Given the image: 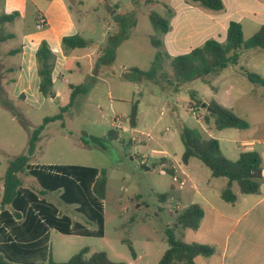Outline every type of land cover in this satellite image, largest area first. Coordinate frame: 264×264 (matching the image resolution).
Returning a JSON list of instances; mask_svg holds the SVG:
<instances>
[{
  "label": "rangeland",
  "instance_id": "obj_1",
  "mask_svg": "<svg viewBox=\"0 0 264 264\" xmlns=\"http://www.w3.org/2000/svg\"><path fill=\"white\" fill-rule=\"evenodd\" d=\"M67 1L81 35L92 40L93 47L108 44L118 29L113 18L115 14L123 13L119 11V5L112 0L105 1L104 5L100 0ZM118 1L125 11L132 9V0ZM166 1L171 5V0ZM136 4L137 25L125 30L130 32V38L118 46L115 60L109 64L100 61L98 46L92 65L87 59L82 60L79 67L70 63L63 78L55 83V90L59 92L56 98H41L33 83L24 90L26 92H21V87L17 90L18 58L9 56L8 52L19 47L18 41L11 39L0 44V101L12 110L0 104V188L9 160L26 152L31 131L45 117L58 114L60 108L69 103L70 85L83 84L88 92L78 95L74 106L65 113L64 128L61 121L46 125L32 162L51 164L57 170L67 165L107 170L102 228L79 213L77 205L65 203L61 199L63 190L41 196L37 180L23 175L24 186L39 199L52 204L62 217H68L93 232L100 231V234L67 235L50 229L49 243L37 256L14 255L0 249V254L11 263L47 264L50 256L53 261L63 263L83 249L89 251L88 257L95 252H106L114 262L129 263L133 262V256L128 241L145 263L153 264L168 249V228L175 227L178 236L183 235V238L189 239L192 233L191 230L184 232L176 224L177 214L192 204L201 206V191L208 188L209 181L212 192L226 181L225 178H213L210 170L196 158L188 165L183 164L181 128H198L205 136L211 132V136L223 144L224 139L229 138L234 149L235 142L245 135H264V88L250 82L243 73L248 70L264 78V49L245 51L238 65H231L219 75L196 79L179 87L166 80L163 84H156L143 78L138 82L124 78L131 74L130 68L148 70L157 52L151 38L164 41L165 37L154 30L149 19L150 11L166 16L164 4H147L140 0ZM17 5L3 2L0 15ZM16 23H7L5 30L12 32L15 25L19 30L22 27L19 18ZM165 50L175 56L170 49L168 51L165 47ZM11 67L14 70L8 71ZM166 70L170 71L168 67ZM191 92L196 93L195 99ZM137 100L138 125L133 129L129 115L132 103ZM211 100L246 119L250 128L217 130L213 120L205 123L207 104ZM14 114L23 118L27 128ZM111 131H116L117 139H108ZM83 133L105 138L104 146L92 142L82 144ZM167 168L173 170L174 176L167 172ZM235 190L240 193L237 184ZM163 194L167 195L166 200L161 199ZM5 237L6 233L1 234L0 241Z\"/></svg>",
  "mask_w": 264,
  "mask_h": 264
},
{
  "label": "trees",
  "instance_id": "obj_2",
  "mask_svg": "<svg viewBox=\"0 0 264 264\" xmlns=\"http://www.w3.org/2000/svg\"><path fill=\"white\" fill-rule=\"evenodd\" d=\"M3 1L0 0V8ZM100 1L104 5L105 1L108 0ZM188 1L207 11L221 12L225 8L223 0ZM144 2L151 4L155 0H144ZM164 6L167 12L166 16L154 11L149 12V19L154 30L162 36L170 31V20L173 17V10L166 4ZM136 12V10H131L115 14L113 20L118 27L117 33L109 39L108 44L98 48L100 61L109 64L115 60L118 46L130 38V32L125 30L135 28L137 25ZM19 16L18 12L0 15V44L15 37L5 30V24L13 23ZM40 18L37 16V19ZM36 21L38 22V20ZM47 27L48 23L45 21L44 28ZM151 44L157 49V52L150 68L146 71L137 67L130 68L131 74L125 75L124 78L132 82H138L143 78L156 84H163L166 80L168 83H174L179 87L196 79L202 80L209 76L219 75L229 66L237 65L241 54L245 51L264 49V24L253 36L245 40L242 25L237 21H231L228 25L225 41L208 39L190 52L174 57L165 50L161 38H151ZM61 46L64 55L67 56L72 50L94 46V42L80 34H75L63 37ZM21 52L22 47H18L10 50L8 55L16 56ZM35 58L39 77L38 91L44 99L54 98L53 71L57 59L56 55L49 44L42 41L35 53ZM166 67L170 71H167ZM243 73L250 82L264 88V78L261 75L248 70H243ZM70 89L69 103L61 107L58 114L45 117L42 123L31 131L26 152L8 162L3 187L0 188V235L4 234L6 229H9L11 235H6L5 239L0 241V249L14 255L37 256L40 252H44L47 243H49L50 229L67 235L94 236L100 234V231L93 232L79 223H73L68 217H62L58 209L52 204L39 199L30 188L24 187L23 175L25 174L37 180L41 187L38 192L39 195L43 196L48 192L63 190L61 199L65 203L77 205L79 213L84 214L90 221L96 222L100 228L103 227V200L106 197L107 170L78 165L63 166L58 170L53 167L42 169L30 164L46 125L61 121V126L64 128L65 113L74 106L78 95L88 92L87 87L83 84L70 85ZM195 95V92H191L192 98L195 99ZM0 104L12 111L11 107L3 101H0ZM207 109L208 116L205 117V123L213 120L217 130L229 128L248 130L250 128V123L246 119L215 100L209 101ZM138 113L139 101L137 100L132 103L129 115V124L133 129L138 125ZM14 116L17 117L23 127L27 128L21 116L17 114ZM108 139H117L116 131L109 132ZM180 139L184 146L183 164L188 165L191 159L196 158L210 170L213 178H225L227 180L226 186L221 191V199L225 202L231 204L236 202L237 196L233 191L234 184H237L242 194H256L260 191L264 177L262 158L258 152L243 151L237 160H231L222 152L220 142L217 139L205 136L198 128L187 126L181 128ZM80 141L84 145L92 142L103 147L106 139L83 133ZM166 170L174 176L172 169L167 168ZM166 198V194L161 195L162 200H166ZM22 218H25L24 224L26 223V226L23 224L24 227L18 225V221ZM203 218V208L198 204H192L177 214L176 224L184 232L186 230L197 231ZM24 229L28 230L24 232ZM12 235L14 236L12 237ZM166 236L168 249L158 264H196L195 259L197 257L209 258L215 253L213 246L185 242L183 235L178 236L175 227L168 228ZM127 243L133 259H136V252L132 244L128 241ZM88 252L87 249H83L63 263L53 261L50 256L47 264H128L110 260L106 252H95L89 257L87 256ZM0 264L14 263L9 262L0 254Z\"/></svg>",
  "mask_w": 264,
  "mask_h": 264
},
{
  "label": "crops",
  "instance_id": "obj_3",
  "mask_svg": "<svg viewBox=\"0 0 264 264\" xmlns=\"http://www.w3.org/2000/svg\"><path fill=\"white\" fill-rule=\"evenodd\" d=\"M132 1L131 10L137 11L136 3L139 0ZM140 1L144 2V0ZM3 2L18 3L17 6L7 8L8 13L6 14L18 12L22 26L16 30L15 25L14 30L9 32L15 36L13 39L18 41L19 47H22V52L16 55L18 58L16 68L18 72L17 90L21 87V92H23L33 83L36 93H39L35 53L40 43L46 41L57 58L53 71V90L54 98H56L59 92L55 90V83L58 79L63 78L68 65L73 63L75 67H79L81 61L85 59L92 65L96 54L95 50L100 45L75 49L67 56L64 55L61 46L62 38L75 34L81 35L67 0H4ZM112 2L119 5L120 12H127L122 8L120 1L112 0ZM223 2L224 10L213 12L193 5L188 0H171V5H168L166 0H155L154 3L166 4L173 10V17L170 20L171 29L163 41L166 49L171 50L173 56H177L201 46L208 39L223 42L226 39L228 25L231 21H237L242 25L244 39L248 40L264 24V0H223ZM37 16L48 23L47 28L41 30L36 28ZM14 23L18 24L16 20ZM184 27H187L186 30ZM10 69L12 67L8 71H12ZM68 71L72 73L73 70ZM40 97L43 98L41 94ZM207 134L208 137H212L211 132ZM218 141L222 152L231 160H237L243 151L258 152L262 158L264 177V135H245L235 142L237 144L236 149L233 148L229 138L224 139V144L221 140ZM34 156L30 161L31 165L42 169L52 167L51 164H34L32 162ZM226 184L227 180L218 190L212 192L213 190H210L212 184L209 181L208 188L204 189L203 192L201 191L203 201L201 207L204 210V218L200 228L197 231L191 230L189 239L183 238V240L188 243L207 244L215 248V253L211 257H197L195 259L196 264H264V180L261 183L260 191L256 194H242L240 190L238 193L234 184L233 191L237 200L233 204L221 199V191ZM37 189L40 191V185L37 186ZM24 220L25 218L20 219L18 225L22 227ZM24 225L26 226V223ZM27 230L24 229V232ZM5 233L7 236L11 235L9 229H6ZM163 254L156 258L153 264H158ZM128 264L147 263L143 261L141 255L136 253V259Z\"/></svg>",
  "mask_w": 264,
  "mask_h": 264
},
{
  "label": "built area",
  "instance_id": "obj_4",
  "mask_svg": "<svg viewBox=\"0 0 264 264\" xmlns=\"http://www.w3.org/2000/svg\"><path fill=\"white\" fill-rule=\"evenodd\" d=\"M44 23H45V20L43 18H40L36 24V28L38 30H41L44 28ZM115 122H117V120H115Z\"/></svg>",
  "mask_w": 264,
  "mask_h": 264
}]
</instances>
